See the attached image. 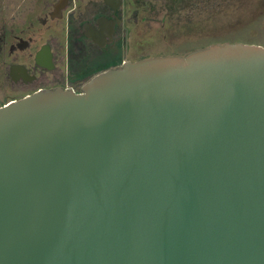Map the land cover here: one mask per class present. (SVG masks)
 <instances>
[{
	"label": "water",
	"instance_id": "95a60500",
	"mask_svg": "<svg viewBox=\"0 0 264 264\" xmlns=\"http://www.w3.org/2000/svg\"><path fill=\"white\" fill-rule=\"evenodd\" d=\"M0 264H264V46L0 108Z\"/></svg>",
	"mask_w": 264,
	"mask_h": 264
},
{
	"label": "flooded vegetation",
	"instance_id": "af4514ba",
	"mask_svg": "<svg viewBox=\"0 0 264 264\" xmlns=\"http://www.w3.org/2000/svg\"><path fill=\"white\" fill-rule=\"evenodd\" d=\"M250 1L0 0V108L58 88L82 93L110 69L227 43L187 33Z\"/></svg>",
	"mask_w": 264,
	"mask_h": 264
},
{
	"label": "rangeland",
	"instance_id": "374dc122",
	"mask_svg": "<svg viewBox=\"0 0 264 264\" xmlns=\"http://www.w3.org/2000/svg\"><path fill=\"white\" fill-rule=\"evenodd\" d=\"M251 1L216 20L191 28L187 35L196 34L199 40L214 38L217 41L263 45L264 0Z\"/></svg>",
	"mask_w": 264,
	"mask_h": 264
},
{
	"label": "trees",
	"instance_id": "16d2710c",
	"mask_svg": "<svg viewBox=\"0 0 264 264\" xmlns=\"http://www.w3.org/2000/svg\"><path fill=\"white\" fill-rule=\"evenodd\" d=\"M264 45V44H263Z\"/></svg>",
	"mask_w": 264,
	"mask_h": 264
}]
</instances>
